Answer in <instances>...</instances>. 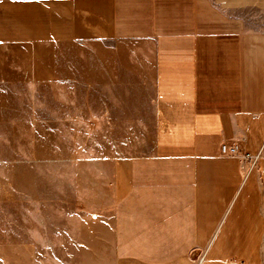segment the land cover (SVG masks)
Masks as SVG:
<instances>
[{"label": "rangeland", "instance_id": "obj_1", "mask_svg": "<svg viewBox=\"0 0 264 264\" xmlns=\"http://www.w3.org/2000/svg\"><path fill=\"white\" fill-rule=\"evenodd\" d=\"M262 2L239 17L264 31ZM156 4L0 0V264L113 262L110 216L158 139L155 124L130 120L150 113L133 85L154 76L120 70L151 44L110 13Z\"/></svg>", "mask_w": 264, "mask_h": 264}, {"label": "crops", "instance_id": "obj_2", "mask_svg": "<svg viewBox=\"0 0 264 264\" xmlns=\"http://www.w3.org/2000/svg\"><path fill=\"white\" fill-rule=\"evenodd\" d=\"M155 1L135 15L110 13L151 44L150 57L138 50L136 65L120 70L154 76L133 85L135 107L141 99L150 113L130 120L155 124L158 139L134 159L129 193L110 216V264H264V163L255 162L264 150V31L239 17L254 0ZM223 144L250 158L222 156Z\"/></svg>", "mask_w": 264, "mask_h": 264}, {"label": "built area", "instance_id": "obj_3", "mask_svg": "<svg viewBox=\"0 0 264 264\" xmlns=\"http://www.w3.org/2000/svg\"><path fill=\"white\" fill-rule=\"evenodd\" d=\"M221 155L225 157H239L243 161H248L250 156L242 152L241 147L238 144L227 145L223 144L221 147ZM204 261V257L200 259V262Z\"/></svg>", "mask_w": 264, "mask_h": 264}]
</instances>
